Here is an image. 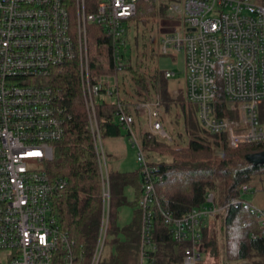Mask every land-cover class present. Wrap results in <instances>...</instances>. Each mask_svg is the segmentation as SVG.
Returning <instances> with one entry per match:
<instances>
[{"label": "built area", "instance_id": "1", "mask_svg": "<svg viewBox=\"0 0 264 264\" xmlns=\"http://www.w3.org/2000/svg\"><path fill=\"white\" fill-rule=\"evenodd\" d=\"M139 0H0V264H77L84 256L62 228L54 201L66 187L63 176H50L42 163L52 158L55 142L65 135V110L55 88L45 81L54 69L78 62L82 92L103 180L104 208L90 264H99L109 224L110 186L107 151L96 106L119 95L117 74L94 78L90 68L92 24L112 40L117 66L125 42L127 21ZM165 1L175 27L161 38V52L182 53L187 73V97L196 104L200 124L224 133L230 147L264 140L259 107L264 102V4L253 0ZM171 77L174 72L166 70ZM118 103V122L127 129L143 167L142 248L151 241L157 204L175 240L183 242L184 263L202 259L200 223L228 204L197 206L177 217L165 212L155 188L156 167L150 166L135 133L134 118ZM149 130L170 139L160 99L141 102ZM246 190V188H244ZM238 200H233L237 202ZM259 211L264 225V209ZM245 224V223H243ZM142 251V263L145 260Z\"/></svg>", "mask_w": 264, "mask_h": 264}, {"label": "trees", "instance_id": "2", "mask_svg": "<svg viewBox=\"0 0 264 264\" xmlns=\"http://www.w3.org/2000/svg\"><path fill=\"white\" fill-rule=\"evenodd\" d=\"M169 17L165 1L139 0L135 14L127 21L120 66L113 61L112 40L104 28L97 24L90 26L89 54L93 77L115 73L119 83L118 98L99 102L96 106L103 141L123 136L125 130L129 135L118 122L119 100L134 118L133 127L137 129L135 133L148 163L157 168L155 188L165 212L184 216L197 206L208 204L209 192L215 194L214 203L229 205L226 213L221 211L201 221L202 259L199 264H264V225L259 211L254 209H264L262 202L254 201L257 195L264 194V185L261 184L264 163L254 164L246 157L249 153L264 150V140L230 147L224 133L209 132L200 124L197 106L188 100L186 86L178 88L176 93L170 90V77L157 64L158 56L164 54L159 44L165 33L159 32L161 21ZM45 81L55 88L59 104L64 107L65 135L55 142L54 156L41 163L50 176H63L68 181L55 198V213L62 228L75 240L77 250L84 254L78 258L77 264H90L103 215V180L78 62L71 60L54 69ZM156 97L165 109L161 117L170 113L173 106L181 105L184 131L165 124L170 132L178 131L173 146H166L148 129L138 130L139 120L146 114L145 109L137 107L138 104L153 101ZM175 111L172 122L179 120L175 118L180 112ZM259 117L264 123V102L259 107ZM185 133L187 140L182 138ZM157 148L166 150V159L152 157L151 152ZM108 165L109 224L99 264H141L142 251L144 259L152 264H185L184 243L175 240L157 204L153 205L151 241L142 248L143 209L140 201L144 194L143 167L139 165L137 169L125 171ZM129 186L134 190L132 199L126 194ZM250 193L254 200L247 198ZM233 200L238 201L234 203ZM125 206L133 208V217L130 222L121 224Z\"/></svg>", "mask_w": 264, "mask_h": 264}, {"label": "rangeland", "instance_id": "3", "mask_svg": "<svg viewBox=\"0 0 264 264\" xmlns=\"http://www.w3.org/2000/svg\"><path fill=\"white\" fill-rule=\"evenodd\" d=\"M153 1H156V0H153ZM253 1L256 3L264 4V0H253ZM156 2H158V1H156ZM161 24L162 25L160 26V28H161L160 31L158 29L159 32H166V31L175 27V22L172 21L171 18L163 19V21H161ZM161 42L162 41L160 40L159 44H161ZM160 50H161V46H160ZM157 64L161 69L170 70V71L174 72V75L172 77L168 78L169 88L171 91L176 93L178 88H184L186 86L187 73H186L185 62H184V57H183L182 53H172V54H168V55L160 54L158 56V59H157ZM175 109L179 110V112H180V114L178 115L179 117L175 118V120L178 118H179V120L177 122L176 121L172 122V118L175 116V112H176ZM160 110H161V112L162 111L164 112V110H165L164 106H160ZM183 115L184 114H183V111H182L180 104H178L176 107L173 106L170 113H166V116L164 113V115L161 117L165 129H167L165 124H167V125L171 126L172 128H174V125H175L177 127V130L184 131ZM196 115L198 117V109L196 110ZM139 121H140V123L138 124L139 132L142 130H145V129L149 130L148 118H147L146 114L142 115V117L140 118ZM177 130L174 129L173 131L170 132L167 129V131L170 134V139H168V140L167 139H164V140L160 139V140L162 142H165L166 146H173L172 141H173L174 136H176L178 134ZM187 136L188 135L185 133V135H183V137H182L183 140H187V138H188ZM121 141L122 142L120 144L119 141L117 140L116 143L117 142L118 143L116 145V144H114L113 140L112 141H110L108 139L104 140L106 151H107L108 163L113 165L115 168L120 169V170L127 171V170L137 169L140 165L139 161L137 159L138 148L133 146V143L131 142L129 135L126 133V130L124 131V134L122 136ZM114 147H118L116 149L120 150V156L115 155ZM165 151L166 150H164V149H158L157 148L151 152V155L156 160L166 159L167 155H166ZM53 156H54V152H53ZM48 159H51V158H48ZM261 184L264 185V180ZM126 194L129 197V199H132L134 197L133 188L130 186L127 187L126 188ZM263 196H264V194L260 195V196L257 195L256 199L254 200V196L252 195V193H250L247 195V198L254 200V201H258V202L260 201L264 204V197ZM132 217H133V208L131 206H125L122 209L120 223L121 224L128 223L132 220ZM221 239H222V237H221ZM219 249H220L219 253H221V247ZM0 257L2 258L3 255L1 254ZM216 260L217 261L219 260L218 256L216 257ZM3 263L6 264L5 259H3Z\"/></svg>", "mask_w": 264, "mask_h": 264}, {"label": "water", "instance_id": "4", "mask_svg": "<svg viewBox=\"0 0 264 264\" xmlns=\"http://www.w3.org/2000/svg\"><path fill=\"white\" fill-rule=\"evenodd\" d=\"M246 157L254 164L264 163V150L249 153L246 155Z\"/></svg>", "mask_w": 264, "mask_h": 264}, {"label": "crops", "instance_id": "5", "mask_svg": "<svg viewBox=\"0 0 264 264\" xmlns=\"http://www.w3.org/2000/svg\"><path fill=\"white\" fill-rule=\"evenodd\" d=\"M121 139H122V135L117 136L116 138H114V139H112V140L114 141V144L117 145L118 142L116 143V141L118 140L119 143L121 144V142H122ZM112 140H110V141H112ZM105 148H106V147H105ZM116 148H118V147H114V149H115V150H114V151H115V155H116V156H117V155L120 156V150H119V149H116ZM112 150H113V149H112ZM116 150H117V151L119 150V151L117 152ZM137 159H138V156H137ZM119 170H120V169H119Z\"/></svg>", "mask_w": 264, "mask_h": 264}]
</instances>
